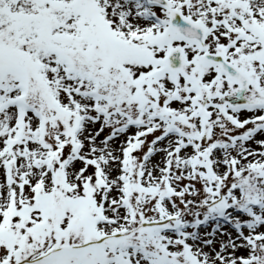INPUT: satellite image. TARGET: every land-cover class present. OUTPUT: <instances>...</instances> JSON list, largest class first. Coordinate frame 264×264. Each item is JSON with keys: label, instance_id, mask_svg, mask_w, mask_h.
<instances>
[{"label": "snow or ice", "instance_id": "1", "mask_svg": "<svg viewBox=\"0 0 264 264\" xmlns=\"http://www.w3.org/2000/svg\"><path fill=\"white\" fill-rule=\"evenodd\" d=\"M0 264H264V0H0Z\"/></svg>", "mask_w": 264, "mask_h": 264}]
</instances>
